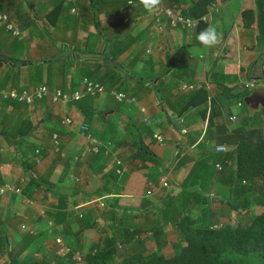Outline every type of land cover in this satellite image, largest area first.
<instances>
[{
	"label": "crops",
	"instance_id": "obj_1",
	"mask_svg": "<svg viewBox=\"0 0 264 264\" xmlns=\"http://www.w3.org/2000/svg\"><path fill=\"white\" fill-rule=\"evenodd\" d=\"M127 1L0 0L19 33L0 23V90L43 84L71 93L87 78L107 92L66 105L0 98V264H75L72 254L107 237L119 242L111 264L157 248L171 257L183 244L181 219L199 226L208 210L207 225L222 223L243 124L234 111L248 95L241 84L264 81V72L255 76L264 50L245 18L254 0H210L206 23L180 29L163 19L161 30L139 0L121 15ZM194 1L162 4L189 17ZM210 24L221 41L205 49L196 37ZM202 89L204 105L187 109ZM111 91L135 101L117 102Z\"/></svg>",
	"mask_w": 264,
	"mask_h": 264
},
{
	"label": "trees",
	"instance_id": "obj_2",
	"mask_svg": "<svg viewBox=\"0 0 264 264\" xmlns=\"http://www.w3.org/2000/svg\"><path fill=\"white\" fill-rule=\"evenodd\" d=\"M209 1H194L189 17L199 18L203 15ZM245 18L252 21L258 31L257 45L263 47L264 0H254V8L245 14ZM124 49L125 47H122L115 56ZM205 93L202 89L190 94L187 109L201 108L206 102ZM247 127L244 121L242 126L234 131L237 146L233 190L232 196L226 201L233 212L247 215L248 217H245L248 218V223L237 226L225 222L214 228L213 225L197 226L193 220L183 218L177 222L183 244H178L175 255L166 257L161 253V249L157 248L147 256H131L122 264H264V212H250L251 215L247 213L251 206L264 207V199L256 197L251 201L255 182L264 179V131ZM157 231H154L155 235ZM133 237L134 234L130 233L124 240L128 242ZM118 243L115 237L105 238L101 245L93 248L78 264H111Z\"/></svg>",
	"mask_w": 264,
	"mask_h": 264
},
{
	"label": "built area",
	"instance_id": "obj_3",
	"mask_svg": "<svg viewBox=\"0 0 264 264\" xmlns=\"http://www.w3.org/2000/svg\"><path fill=\"white\" fill-rule=\"evenodd\" d=\"M67 1H73V0H67ZM138 0H128L124 6L120 9V13L123 16H126L128 11L134 6L135 2ZM214 7V5H211ZM71 13L77 14V9H72ZM152 18L157 26L158 29L163 28V19H166L167 24L171 28H180V29H194L197 28L201 23H206L208 21L207 16H202L199 18H189L185 15H182L181 13L175 12L173 9L169 7H165L163 4L161 6L154 10L152 12ZM0 23L5 25L7 31H12L15 35H18L17 29L14 28V26L9 22L8 16L3 12L2 6L0 3ZM243 90L246 92H251L255 89H257L259 86H257L254 82H247L245 84H241ZM183 91H195L199 89V86H192V85H182ZM106 88L105 86L92 82L88 80L87 78H83L80 82V87L72 91L71 93L63 92L60 89L56 88H49L46 85H38L35 88H33L31 91H3L0 90V98L4 100H9L16 102L21 105H32L35 102L40 101H50L53 104H63L66 105L71 102L82 100L86 97H94V96H102L106 94ZM110 96L113 97L117 102H131L133 103L135 101L134 98H129L126 94L118 91H111ZM242 103L238 104V107H241ZM231 121H235L233 117L230 118ZM65 125H69L70 119H66L62 122ZM81 130V136L84 137L87 141L91 142V136L89 134V126L84 123L80 127ZM53 141L55 145H57V137L53 136ZM215 150L217 152L226 153L227 150L224 146L216 147ZM90 152L97 153L98 148L96 146L89 148ZM38 154V151L36 152ZM36 162L38 163L39 160L36 158ZM163 186L167 187V182L163 181ZM4 192V187L0 188V193ZM217 228V227H214ZM72 259L74 263L78 264L81 263L84 259L85 254L81 252H75L72 254Z\"/></svg>",
	"mask_w": 264,
	"mask_h": 264
},
{
	"label": "rangeland",
	"instance_id": "obj_4",
	"mask_svg": "<svg viewBox=\"0 0 264 264\" xmlns=\"http://www.w3.org/2000/svg\"><path fill=\"white\" fill-rule=\"evenodd\" d=\"M262 49L264 50V46L262 47ZM259 63H264V54L260 56L259 58ZM260 70V71H259ZM257 69V75L258 76L261 75L264 72L263 69ZM260 72V73H259ZM262 72V73H261ZM264 75V74H263ZM248 79V78H247ZM249 81H244L242 84H245L247 82H254L257 86H264V81L262 83H260L259 81L256 80H252V79H248ZM242 87V85H241ZM251 92H248L246 94H249ZM235 104L237 102V100L233 101ZM237 108V107H236ZM235 108V109H236ZM234 113L238 116V121H242V122H246V125L248 126L247 128H254V129H261L262 131H264V109L260 110L258 112H255L253 115H249V113L246 111V107L244 105V108H237ZM237 121V122H238ZM256 197H259L261 199H264V179H258L255 184H254V188L252 190V194H251V201H253ZM226 198H223V200L226 201ZM236 198V197H233ZM252 208H250L251 210H248L247 213L250 214V212H252V214H259L261 212H264V207H258V206H251ZM206 210V209H205ZM222 212L220 213L222 216L219 218L217 216V220L221 221V224H224L225 222H231L234 225L237 226H244L248 223V216L245 217L244 214H237L236 212H233L230 209V206L228 205L227 201L225 203H223V207H222ZM211 213V212H210ZM208 212V210L206 211H201L198 216L202 217L200 218V221H202L199 225H207L205 222H208L211 218L212 215ZM251 215V214H250ZM217 225V224H216ZM220 225H217V227ZM176 248H178V246H176ZM175 250V249H174Z\"/></svg>",
	"mask_w": 264,
	"mask_h": 264
},
{
	"label": "clouds",
	"instance_id": "obj_5",
	"mask_svg": "<svg viewBox=\"0 0 264 264\" xmlns=\"http://www.w3.org/2000/svg\"><path fill=\"white\" fill-rule=\"evenodd\" d=\"M139 4L151 13L161 6L162 0H139ZM196 39L205 49H211L220 43L221 34L216 26L210 24L197 35Z\"/></svg>",
	"mask_w": 264,
	"mask_h": 264
},
{
	"label": "water",
	"instance_id": "obj_6",
	"mask_svg": "<svg viewBox=\"0 0 264 264\" xmlns=\"http://www.w3.org/2000/svg\"><path fill=\"white\" fill-rule=\"evenodd\" d=\"M247 112L253 115L255 112L264 109V86H260L257 89L251 91L248 95L244 96L242 99ZM176 127L180 129V121L177 119L174 121Z\"/></svg>",
	"mask_w": 264,
	"mask_h": 264
}]
</instances>
